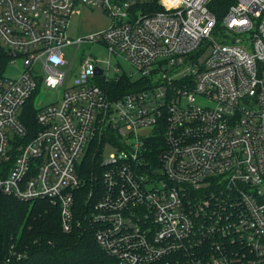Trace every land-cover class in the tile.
<instances>
[{"label":"built area","instance_id":"1","mask_svg":"<svg viewBox=\"0 0 264 264\" xmlns=\"http://www.w3.org/2000/svg\"><path fill=\"white\" fill-rule=\"evenodd\" d=\"M217 5L0 0V43L21 63L0 79V193L48 200L64 233L89 227L106 264H264V0H233L219 29ZM83 7L111 24L70 41ZM94 42L106 56H83L29 131L23 106L41 86H65L70 45ZM122 76L145 88L110 91ZM92 144L101 170L81 209L78 168Z\"/></svg>","mask_w":264,"mask_h":264},{"label":"trees","instance_id":"2","mask_svg":"<svg viewBox=\"0 0 264 264\" xmlns=\"http://www.w3.org/2000/svg\"><path fill=\"white\" fill-rule=\"evenodd\" d=\"M232 1L217 0V7L211 8L217 18V29L221 27V18ZM9 63L10 56L0 43V79L6 76ZM109 87L110 91L120 94L145 88L143 81L126 76ZM36 112L31 97L19 114L29 131L36 129ZM109 135L115 137L113 132ZM93 147L92 144L88 148L78 168L85 182L75 198L78 207L85 203L92 176L99 175L101 170V150L93 155ZM108 261L89 227L84 225L71 233L61 230L59 209L48 200L21 202L0 193V264H106Z\"/></svg>","mask_w":264,"mask_h":264},{"label":"rangeland","instance_id":"3","mask_svg":"<svg viewBox=\"0 0 264 264\" xmlns=\"http://www.w3.org/2000/svg\"><path fill=\"white\" fill-rule=\"evenodd\" d=\"M111 24V18L101 10L83 7L80 14L72 15L69 18L66 36L70 41H74L79 37H86L91 34H95L101 30L107 29ZM247 38L246 35H244ZM228 43V42H227ZM210 49H206L199 57V62H203L207 57ZM69 56H73L75 53V62L73 68L68 72L66 76L65 86L60 89H45L40 87L38 92L33 98L34 106L41 107L58 100L64 89L72 84V79L78 74L81 58L85 55L92 56H106V49L100 42L83 43L79 49H76L75 45L68 47ZM123 66L129 68V66L123 63ZM21 63L17 61L15 64L9 63L5 75L8 77H15L19 73ZM196 102L198 104L206 103L203 97L196 96ZM114 149L110 146H106L104 149V156H109Z\"/></svg>","mask_w":264,"mask_h":264},{"label":"water","instance_id":"4","mask_svg":"<svg viewBox=\"0 0 264 264\" xmlns=\"http://www.w3.org/2000/svg\"><path fill=\"white\" fill-rule=\"evenodd\" d=\"M238 42H239V40H233L232 41V43H238ZM100 73H101L100 69L96 68V74L98 75Z\"/></svg>","mask_w":264,"mask_h":264}]
</instances>
